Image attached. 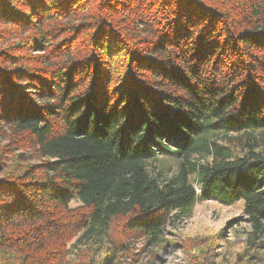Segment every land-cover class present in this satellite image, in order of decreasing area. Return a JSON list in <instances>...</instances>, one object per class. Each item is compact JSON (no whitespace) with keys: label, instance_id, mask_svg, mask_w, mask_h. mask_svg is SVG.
Wrapping results in <instances>:
<instances>
[{"label":"trees","instance_id":"obj_1","mask_svg":"<svg viewBox=\"0 0 264 264\" xmlns=\"http://www.w3.org/2000/svg\"><path fill=\"white\" fill-rule=\"evenodd\" d=\"M209 200L264 264V0H0V264H215Z\"/></svg>","mask_w":264,"mask_h":264},{"label":"rangeland","instance_id":"obj_2","mask_svg":"<svg viewBox=\"0 0 264 264\" xmlns=\"http://www.w3.org/2000/svg\"><path fill=\"white\" fill-rule=\"evenodd\" d=\"M161 160H164V158ZM163 164L166 165L167 169L171 170V173L175 172V160L167 157V160L163 161ZM242 210L243 205L240 202L235 205L226 206L213 200L206 202L200 201L196 204L194 214L191 218L185 221L183 220L175 227L173 225L166 227L167 240L180 242L187 237H194L196 235L219 236L218 243H220V246L217 248V252L221 253V256L216 257L215 264H221L222 262L226 264L227 260H223V257L229 256L231 253L229 252L230 248L234 253L239 251L249 229V224L245 220L246 216ZM140 247L141 242L138 241L137 252L140 251ZM166 250L167 252L162 254L158 264H185L184 260L186 255L183 251L177 250L176 248V252L170 246H167ZM232 263H234V260ZM257 264L260 263L257 262Z\"/></svg>","mask_w":264,"mask_h":264}]
</instances>
